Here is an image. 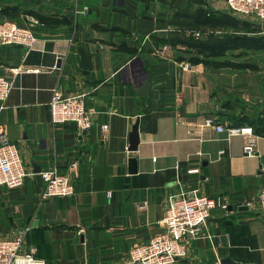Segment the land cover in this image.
<instances>
[{
	"label": "crops",
	"instance_id": "1",
	"mask_svg": "<svg viewBox=\"0 0 264 264\" xmlns=\"http://www.w3.org/2000/svg\"><path fill=\"white\" fill-rule=\"evenodd\" d=\"M83 4L87 9L76 11ZM200 7L251 20L224 0H0V19L27 23L32 15L41 22L32 46L0 43V73L12 80L0 118L29 172L19 186L0 185V238L29 226L22 249L34 245L46 264H138L128 262V250L163 230L168 197L196 189L227 208L211 210L199 236L186 237L187 255L173 264H224V257L228 264L264 263L257 200L264 130L254 129L264 126V65L235 57L250 47L213 55L187 43L245 33L196 24ZM78 46L90 68L79 66ZM221 60L253 64L214 63ZM145 80L148 93L141 96ZM54 88L85 92L96 109L86 131L50 122ZM206 117L251 125L256 152L246 154L243 135L227 137L206 125ZM103 120L109 124L104 141ZM135 122L137 145L130 149ZM193 166L199 172H187ZM53 167L69 170L72 195L41 198L39 171Z\"/></svg>",
	"mask_w": 264,
	"mask_h": 264
},
{
	"label": "built area",
	"instance_id": "2",
	"mask_svg": "<svg viewBox=\"0 0 264 264\" xmlns=\"http://www.w3.org/2000/svg\"><path fill=\"white\" fill-rule=\"evenodd\" d=\"M227 8L238 15L257 18L264 21V0H224ZM87 5L83 4L76 11H85ZM28 22L17 19H0V43L10 45L32 46L36 40L34 26L40 20L30 15ZM195 35L199 32L195 31ZM188 66L187 63L184 64ZM12 87V80L0 73V114ZM49 120L52 124L71 122L78 132L86 131L92 123V115L96 112L93 106H88L85 92L61 94L56 88L50 97ZM204 123L213 126L217 131L225 132L229 137L241 134L246 141L243 151L246 154L256 152V133L248 124L224 125L214 118L206 117ZM100 138L106 140L109 132L107 121L100 122ZM224 152L223 149L219 153ZM200 154V151H197ZM75 162L69 164L71 169ZM199 166L187 168V172H199ZM19 155L17 144L11 141L6 134L5 124L0 118V185L13 188L19 186L28 174ZM43 180L40 193L42 199L53 196H70L74 192L72 176L68 172H59L54 167L40 170ZM110 191L107 192V196ZM257 200L259 202L258 215L264 219V185L260 188ZM219 206L227 208V203L207 194L199 193L196 189L188 192H179L168 197L161 218L163 230L153 235L145 242L133 244L127 253L129 263L138 264H173L188 253L185 239L187 236L198 237L200 229L205 224L211 210ZM29 226L19 230L14 236L0 238V264H46V261L36 256V248L30 245L23 250ZM264 264V263H263Z\"/></svg>",
	"mask_w": 264,
	"mask_h": 264
},
{
	"label": "trees",
	"instance_id": "3",
	"mask_svg": "<svg viewBox=\"0 0 264 264\" xmlns=\"http://www.w3.org/2000/svg\"><path fill=\"white\" fill-rule=\"evenodd\" d=\"M207 12L205 8H198L193 14L194 22L196 24H207L213 23L214 25H230L236 29L245 30L244 34H224L221 37H214L213 42L206 43L204 41L196 40L194 38H190L187 40V43L194 44L200 46L202 50L206 51L205 54L210 53L213 55H222L227 47H261L259 44L260 41H264V34H247L246 31L256 30V27H253L251 24L253 23L251 20H240L234 16H228L225 13H217L215 12ZM264 32V29L263 31ZM262 47H264L262 45ZM215 64L222 65H230V66H248L250 64L247 63H239V62H231L230 60H221L215 61ZM255 131L262 130L258 127H254Z\"/></svg>",
	"mask_w": 264,
	"mask_h": 264
},
{
	"label": "water",
	"instance_id": "4",
	"mask_svg": "<svg viewBox=\"0 0 264 264\" xmlns=\"http://www.w3.org/2000/svg\"><path fill=\"white\" fill-rule=\"evenodd\" d=\"M77 51H78L79 56H80L79 62H78L79 66H81L83 68H90V59L87 56V54L85 53L84 49L81 46H78ZM148 85H149V81L145 80L143 82V84L140 87H138V89H137L138 94L141 96L146 95L148 93ZM136 127H137V123L135 122L133 127H132V131H131L130 146H129L130 149H135L136 145H137V139L138 138H137ZM130 161H131V164L134 165L135 158L130 157L129 162ZM33 166H34V168H33L34 171L39 170V167H37L35 165H33ZM133 169H135V168H133ZM220 261L224 264L230 263V260L227 257L221 258Z\"/></svg>",
	"mask_w": 264,
	"mask_h": 264
},
{
	"label": "rangeland",
	"instance_id": "5",
	"mask_svg": "<svg viewBox=\"0 0 264 264\" xmlns=\"http://www.w3.org/2000/svg\"><path fill=\"white\" fill-rule=\"evenodd\" d=\"M251 20H253L252 22V26L256 27V30H252L251 33L252 34H264L263 29H264V21H260L257 18H253V17H249ZM259 44L261 45V47H252L251 49L249 48L250 51H247L244 54L243 57V53L236 55L235 57H240V58H244V60H247L249 58H252V62H259L261 65H264V47H262V45L264 46V41H260ZM252 62H250V64H253ZM264 121V119H262ZM261 129L264 130V126H261Z\"/></svg>",
	"mask_w": 264,
	"mask_h": 264
}]
</instances>
